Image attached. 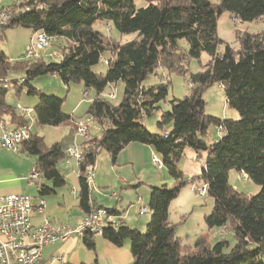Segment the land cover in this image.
I'll return each instance as SVG.
<instances>
[{
	"label": "trees",
	"instance_id": "obj_1",
	"mask_svg": "<svg viewBox=\"0 0 264 264\" xmlns=\"http://www.w3.org/2000/svg\"><path fill=\"white\" fill-rule=\"evenodd\" d=\"M143 1L145 6L140 8L134 0H27L20 5L6 26L0 27V40L7 29L18 26L32 35L42 32L51 40L58 59L25 57L11 62L0 50V79L9 84L0 85V116L16 114L6 104L4 94L24 89L38 99L32 109V122L37 126L58 127L72 121V116L61 110L62 99L32 86L40 76H54L67 89L79 84L84 91H93L86 118L100 126L101 135L86 148L78 144L82 153L77 166L78 208L87 215L94 206L86 175L101 151L115 161L130 144L148 146L174 182L170 189L167 183L150 188L151 214L145 232L125 224L116 210L105 209L118 220L115 225L107 224L101 237L116 247L128 241L132 264H264V32L237 35V50L216 34L217 20L224 13L246 23L264 17V0ZM97 22L112 25L121 35L137 36L123 44L107 42L108 34L104 37L93 29ZM181 41L187 44V52L182 50ZM202 54L209 61L201 71L190 74L189 95L173 98L168 109L162 111L160 103L166 100L169 83L160 80L144 87L145 80L158 67L169 75H184L187 61L198 60ZM102 59L107 62V70L98 74L93 68ZM14 72L24 76L9 81L8 74ZM118 83L122 84L123 95L121 102L113 105L103 93L108 84L115 88ZM214 84L221 87L226 106L238 113L236 120L205 114L202 96ZM158 112L159 131H151L142 120ZM18 119L17 127L28 123ZM211 125L218 128L220 138L208 143ZM186 150L207 153L200 173L191 182L196 178L213 199L212 210L204 217L206 226L219 230L229 227L234 238L232 247L226 240L210 244L198 237L193 247L187 248L175 237L169 207L188 185L189 179L179 169ZM20 151L35 157L33 168L49 183L38 189L41 197L65 184L64 174L57 168L65 158L64 142L46 149L43 138L31 133ZM232 170L258 186V193L247 197L234 190L228 183ZM83 238L85 247L93 249L92 239L88 235Z\"/></svg>",
	"mask_w": 264,
	"mask_h": 264
},
{
	"label": "rangeland",
	"instance_id": "obj_2",
	"mask_svg": "<svg viewBox=\"0 0 264 264\" xmlns=\"http://www.w3.org/2000/svg\"><path fill=\"white\" fill-rule=\"evenodd\" d=\"M4 1H8V6L3 8L10 11L11 18L13 13L15 11H18L20 5L25 4L27 0H0V5L1 3H3L5 6ZM210 2L217 3V0H210ZM134 4L138 8L145 6L143 0H134ZM7 23L8 21H6L4 27ZM93 29L100 32L104 37H107V30H109L110 33L108 35V38L110 39H106L107 42L115 41L123 44L134 40L137 36L135 33L121 35L112 27V25L110 26L106 25L105 23L99 22L94 24ZM245 32L252 34L264 32V17L257 21L246 23L240 22L238 20H233V17L231 15H229L228 13H224L217 20V37L224 43L228 44L234 50H237L239 48L237 35H241ZM33 36L34 35H32L30 30L20 26L7 29L4 33V37L0 40V50L11 62H15L18 59L23 60V58H25V56H23L25 47L27 43L28 46L30 45V40L33 38ZM48 46L50 47L45 51L46 54L56 50L52 46V43ZM180 46L185 52L188 51V46L184 41L180 42ZM219 49L222 50V47H220ZM45 60L53 61L55 59L46 57ZM208 61L209 57L206 54H202L198 60L189 59L187 61V72L184 75H169L166 73V71L158 67L152 75L148 76V78L143 83V86L149 87L155 85L160 82V80L165 83H169L168 95L166 97V100L165 102L160 103L161 110L165 111L169 107V101H171L173 98L181 99L184 96L189 95L190 88L187 82L190 74H195L201 71L202 66L205 65ZM105 62L106 61L102 59L101 62H99L98 65L93 68V71L98 74H104L107 70V65ZM23 76L24 75L19 72L8 74L9 80H19ZM31 84L34 88L39 89L43 94L52 95L56 98L62 99V112L71 115L73 119H77L78 121L86 116V110L89 106V103L94 98L93 91H88V95L84 97L85 91L81 85L71 84L67 89L62 84V82L54 76L45 75L37 77L31 82ZM113 91L115 97L110 101L113 105H118L121 102L123 95L122 84H116L115 88H113ZM106 93L107 90L104 91L103 95L105 96ZM202 97L205 102L204 112L207 116H211L221 120H236L238 118V113L226 106L223 91L218 84H214L206 89ZM4 100L6 104L13 108H15L17 105H20L29 109V106L32 105V101L35 100L37 102L38 99L36 96L27 95L25 90L23 89L20 92H17L15 90L7 91L4 94ZM31 108L33 109V107ZM160 114L161 113L159 112L155 113L151 117L143 118L142 121L148 128L159 131L156 123L159 119ZM85 119L83 123L85 122ZM85 125L89 127L88 137L82 139L80 143L78 141V144L82 145V148H86L87 144L91 140L99 138V135H101V128L96 122L91 121L88 124L85 123ZM29 126L34 127L32 130L33 134L37 133L38 136L43 138V144L46 149L50 148L54 143L63 140L65 136V129L63 128L64 126H60V128L39 127L34 122H32V120L29 122ZM218 133V128L215 125H211L207 132L206 141L208 143L218 141L220 138ZM73 134L75 137V125ZM136 145L139 146L138 144ZM129 152V149H123L117 155L116 162L112 164L110 156L105 151H101L96 158L95 168L92 169L93 179L96 185L106 186L105 189H102L104 195L110 196L112 193H120L121 197L124 200V205H127L129 201H132L134 203L133 209L135 210V212L137 206L143 207L145 205L146 214H144V217H149L150 219L151 212L148 208V195L137 197L138 195L135 189L121 191L119 178L127 182H132L131 180L133 179V175H136L142 177L141 179L151 178V180H156L157 182H161V184L165 182L164 180L168 179V184L166 186L168 189L172 188L174 182L169 177L165 167H163L161 170H158L151 162H145L143 159L144 154H142L141 151H136L133 154H129ZM11 156L20 157L29 165L33 163V160L35 159V157L28 156L23 152L8 153L7 151L5 152V150L0 148V158L5 160L9 159ZM206 156L207 153L205 152H199L198 154H196L191 150H186L184 155L181 157L179 169L182 170L184 177L186 179H189V181L188 185L180 190L177 198L170 203L169 222L175 226V237L181 242L184 247L192 248L195 240L198 237H203L210 244L220 240H226L229 246L232 247L234 245V238L229 227H225L219 230L209 229L206 226L204 217L211 212L213 207V199L208 195L202 198L199 195L198 191L193 188V186H195L198 189L200 186L196 178L194 184L191 182L192 178L200 173V168L203 165ZM198 157H201V159H198ZM160 165L161 162L159 161V166ZM57 168L65 172V184L61 187L56 188L55 194H48L42 196L41 198L46 200L45 202H47L48 204L47 212L49 213L50 211H52V216H54L57 221L61 223L70 222V224H72L75 221L74 217L76 216L74 215V213L78 211L77 164L71 161L70 166H67L65 161L63 160L57 163ZM29 182L32 186H34L33 183H36L32 181ZM42 182H46V180L40 177L39 181L37 182L39 184L38 189L40 188V183ZM228 183L234 190L243 193L247 197L256 195L259 191L258 186L250 181H247L246 177L243 174L233 170L228 173ZM138 188L139 189L137 190L141 192L142 188L144 189V185H141ZM72 189L76 191L75 194L71 193ZM29 192L25 194L36 197L39 196L37 195L36 191ZM62 197L65 198L64 203ZM118 210L120 211L119 208ZM131 213L133 214V212ZM142 232H145V228L142 230Z\"/></svg>",
	"mask_w": 264,
	"mask_h": 264
},
{
	"label": "built area",
	"instance_id": "obj_3",
	"mask_svg": "<svg viewBox=\"0 0 264 264\" xmlns=\"http://www.w3.org/2000/svg\"><path fill=\"white\" fill-rule=\"evenodd\" d=\"M4 23H0V27ZM40 34L36 38V47H29L28 43L25 47L23 56L26 60H35L41 57H49L58 59L56 51L48 54L45 53L50 46H46L45 42L40 41ZM108 36V35H107ZM106 61V60H105ZM107 93L105 96L114 98L112 95L111 85L106 86ZM87 91L84 92L86 97ZM16 113L21 116L29 125L30 108H25L17 105ZM0 126L2 127L1 123ZM85 129H77L78 136L86 138ZM77 146L75 141L71 143V148L65 150V163L75 162L77 166L81 160L77 159ZM0 148L7 151L18 153V150H13V139L11 133H4L3 128L0 133ZM151 163L159 169V158L155 154L151 156ZM29 181L37 182L39 179L35 175V168L26 177ZM93 179L89 177V188L92 190ZM199 195L203 198V186L197 189ZM94 204V203H93ZM46 203L41 197H33L27 194H13L0 196V264H65V259L62 255H52L47 260L43 259L42 251L48 246L66 242L69 239L77 238L80 227H88V238L101 236V227L111 223L115 225L117 219L109 215V222H101V212H106L104 208L94 205L93 220L79 222L76 225H60L51 220L45 215ZM143 213V207L139 209ZM38 215L41 217L40 224L33 225L32 217Z\"/></svg>",
	"mask_w": 264,
	"mask_h": 264
},
{
	"label": "crops",
	"instance_id": "obj_4",
	"mask_svg": "<svg viewBox=\"0 0 264 264\" xmlns=\"http://www.w3.org/2000/svg\"><path fill=\"white\" fill-rule=\"evenodd\" d=\"M7 2H5V6L3 3H1L0 5L1 9L3 7L8 6ZM105 63L107 64V62ZM31 104H29L31 105L29 106L30 110H32L31 107L35 106L36 101L35 100L32 101ZM85 117L81 119L80 121L72 118L73 119L72 121L64 125H61V126H64L63 128L65 129V132H64L65 136L63 140H61L60 142L65 143V150L71 145L72 142L75 141V143L78 144V141L79 143L80 141H82V139L76 135V128L77 126L83 123ZM0 118L3 123V127L0 126V133H1L2 128L3 130H6V131H13L17 129L18 128L17 126L19 124L18 118L21 119V116H19L16 113L14 117L2 115L0 116ZM31 120H32V116H31ZM74 125H75V137L73 134ZM33 128L34 127L29 126L30 133L32 134H33V131H32ZM57 128H60V126H58ZM148 129L151 131H156L154 129L153 130L150 128ZM34 134H37V133H34ZM138 145L139 146H137L136 144H130L125 148V150L129 149L130 150L129 154H133L136 151H141V153L144 154V158H143L144 161L151 162V156L152 154H154L153 150L148 146H144L140 144ZM20 152L21 151H19V153ZM111 162L112 164H114L116 162V159L115 161H112L111 159ZM32 167H33V163L29 165L26 161H24L23 159L17 156H13V157L11 156L9 159H5V160L0 158V196L13 195V194H25V193H28L29 191L31 192L36 191L37 193V189L39 187V184L37 183L38 181L36 183H33L34 186H32L30 185V182L26 178L29 172L31 171ZM93 168H95V165ZM159 169L160 170L162 169V165L159 166ZM62 172L63 174L65 173L64 171ZM143 177H146V176H143ZM64 178H65V175H64ZM141 178L142 177L133 175V179L131 180L132 182H127L119 178L120 184H121L120 186L121 191L135 189L138 195L137 197H142L143 195H146V196L148 195L149 197L150 188L153 187V185L154 186L161 185V182H157L156 180H151V178H147V179H144V178L141 179ZM167 180L168 179L164 181L168 184ZM192 183L194 184L195 182H192ZM40 185H49V183L42 182L40 183ZM141 185H144V189L142 188V191L139 192V190L137 189H139L138 187ZM105 187L106 186H103V185L102 186L96 185L93 179V184H92V194L93 195L91 198L92 204L94 203L95 206L101 207L104 209L116 210L117 212L120 213V216H119L120 220H122L128 226L134 227L137 230L142 231L145 228L147 222L149 221V217H144V214L143 215L140 214L139 209L141 208V206L140 207L137 206L136 212H135V210L133 209L134 203L132 201H129L127 205H124L125 203L120 193L119 194L112 193L110 196L104 195V192L102 191V189H105ZM193 188L196 190L195 186H193ZM71 193L75 194L76 191L72 189ZM52 194H55V192H53ZM37 195L39 194L37 193ZM33 197H36V196H33ZM38 197H41V196L39 195ZM62 200L64 203L65 198L62 197ZM45 203H46L45 215L49 217L51 220L55 221L57 224L74 226L78 224L79 222H81L82 219L84 218L85 213L82 212L77 206L78 211L74 213V215H76L74 217L75 221L73 223L71 222L72 224H70V222L61 223L57 221L56 218H54V216H52L53 215L52 211H50L49 213L47 212L48 204L47 202ZM145 207L146 206L144 205L143 208ZM118 208L120 209V211L118 210ZM131 212H133V214ZM169 217H170V208H169ZM40 221H41V217H39L38 215H34L32 217L33 225L40 224ZM83 239L84 238H74V239L72 238L63 243H58L52 246H48L44 248L42 251L43 259L47 260L52 255L59 254L64 257L65 264H132L133 259H132V255L129 250L130 244L128 241H125V243L121 247H116L112 245L111 243L107 242L104 238L100 236L94 237L92 239L94 243V247L93 249L88 250L84 245Z\"/></svg>",
	"mask_w": 264,
	"mask_h": 264
},
{
	"label": "bare ground",
	"instance_id": "obj_5",
	"mask_svg": "<svg viewBox=\"0 0 264 264\" xmlns=\"http://www.w3.org/2000/svg\"><path fill=\"white\" fill-rule=\"evenodd\" d=\"M10 11L5 9V8H0V23H6V21H9L10 20ZM110 31L107 30V34L109 35ZM33 38L30 40V45L29 47H36V38H38V33H35L33 34ZM40 41L41 42H45V45L48 46L50 43H51V40L45 35V34H40ZM56 56L58 57V55L56 54ZM26 57V56H25ZM10 81V80H9ZM8 84V81L5 80V79H0V85L1 86H5ZM9 85V84H8ZM111 89H112V95L115 97L114 95V91H113V86H111ZM107 99H110V100H113L114 98L112 97H109V96H106ZM31 116H32V111L30 110V113H29V120H31ZM89 122H91V119H88L86 118L85 119V122L79 126H77V129H85ZM0 123L3 127V123H2V120L0 118ZM80 124V123H79ZM4 133H11V136H12V139H13V150H18V152L20 151L21 149V146L22 144L27 141L29 138H30V130H29V125H23V126H20L18 127L17 129L13 130V131H6V130H3ZM76 135L78 136V132L76 131ZM80 137L81 139H83L82 136H78ZM88 137V129L86 130V138ZM76 144V143H75ZM78 145V144H76ZM69 148H71V145L66 149L68 150ZM77 159L78 160H82V153H81V150L79 148V146H77ZM67 166H70V163H66ZM70 168V167H69ZM35 175L36 177L39 179L40 178V175L39 173L35 170ZM89 177H92L93 179V172L92 171H89L86 175V178H87V182H88V185H89ZM203 189H204V194H206V187L203 186ZM91 203H92V200H91ZM92 208L90 210V212L84 216V218L82 219L81 222H85L87 220H93V217H94V206L91 205ZM146 213V208H143V213L142 211H140V214H145ZM101 222H109V215L107 214V212H101ZM106 226H102L101 227V234L103 233V230ZM88 235V227H80V230H79V235L77 238H83L84 236ZM101 237V236H100Z\"/></svg>",
	"mask_w": 264,
	"mask_h": 264
}]
</instances>
